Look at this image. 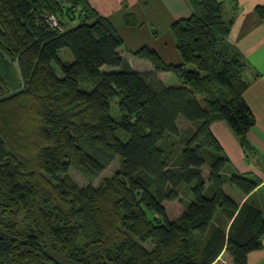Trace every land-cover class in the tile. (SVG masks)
<instances>
[{
  "label": "trees",
  "instance_id": "1",
  "mask_svg": "<svg viewBox=\"0 0 264 264\" xmlns=\"http://www.w3.org/2000/svg\"><path fill=\"white\" fill-rule=\"evenodd\" d=\"M191 3L171 25L183 64L144 47L134 57L153 69L139 72L87 0H0V264H247L262 248L264 206L224 190L247 196L259 182L231 168L211 131L224 122L249 155L247 64L227 44L223 3ZM115 160L96 187L68 175L95 180ZM183 189L169 220L164 204Z\"/></svg>",
  "mask_w": 264,
  "mask_h": 264
},
{
  "label": "crops",
  "instance_id": "2",
  "mask_svg": "<svg viewBox=\"0 0 264 264\" xmlns=\"http://www.w3.org/2000/svg\"><path fill=\"white\" fill-rule=\"evenodd\" d=\"M191 1L87 0V3L99 16L106 18L115 32L123 38V40L121 39L123 47L119 51L134 68V62L144 61L134 57L137 50L142 47L151 48L158 54L165 52V55L163 53L161 55L165 59H161L165 64H183L176 50L171 25L178 20L188 18L193 13ZM215 1L223 3V10L227 13L228 19L225 21L233 23L227 38L228 46L236 51L247 64L244 76L250 82V86L244 93L243 99L255 117V126L248 134L251 145L250 151L247 152L249 155L241 148L238 138L224 122L213 123L211 131L229 159L231 168L238 174L259 182L258 187L247 196L229 185H226L224 190L225 192L227 189L230 190V195L227 194L238 205L252 200L259 207H263L264 19L258 16L256 8L264 6V0ZM125 38L128 40L125 41ZM166 74L168 73L157 74V76ZM175 85L177 84L175 83ZM247 264H264V237L262 248L248 255Z\"/></svg>",
  "mask_w": 264,
  "mask_h": 264
},
{
  "label": "rangeland",
  "instance_id": "3",
  "mask_svg": "<svg viewBox=\"0 0 264 264\" xmlns=\"http://www.w3.org/2000/svg\"><path fill=\"white\" fill-rule=\"evenodd\" d=\"M223 18L224 20L227 19V13L225 12V10H223ZM228 20V19H227ZM119 36V34H117ZM120 37V36H119ZM121 38V37H120ZM123 40V38H121ZM128 38H125V41H127ZM143 48V47H142ZM148 48V47H147ZM141 49V48H139ZM138 49V50H139ZM151 49V48H149ZM137 50V51H138ZM63 52H66V51H61V55H64ZM162 53L165 55V52H159L158 56L163 59V57H161ZM178 53V52H177ZM65 58H67V54L64 55ZM63 56V57H64ZM69 60H72L71 56L69 55ZM140 60V59H139ZM165 60V59H163ZM162 60V61H163ZM135 61V60H133ZM133 69L137 70V71H140V72H151L152 71V65L148 62H145V61H142V62H134L133 63ZM167 64V63H166ZM167 65H174L176 66V64H167ZM104 69L106 70H109L108 68L104 67ZM189 69H193L192 66H189ZM158 79L160 81H164L166 83V86L167 87H172V86H175V83L176 84H179L178 83V79H176L173 75L171 74H166V75H159L157 76ZM85 88V87H84ZM113 105V110L114 111H118L117 108H116V102L112 104ZM187 127V123L183 122V121H180L179 124H178V130L179 131H183L185 128ZM118 137L123 140V134L122 133H118ZM118 160H115L113 161L95 180H88L87 178H85L81 172L75 168V167H72L70 170H69V177L79 186V187H87L88 185H91L93 187H96L98 186V184L104 180V179H107V178H111L113 177L116 172L118 171ZM208 174V170L207 168H204V176L206 177ZM236 190V189H235ZM230 190H226V193H228L230 195ZM188 199L187 197V192L183 189L181 191V201H174V202H170V203H166L164 204V207H165V212H166V215H167V218L169 220H176L182 213L183 211V201H186ZM218 264H230V259L227 257V256H222V258L220 259V262Z\"/></svg>",
  "mask_w": 264,
  "mask_h": 264
},
{
  "label": "built area",
  "instance_id": "4",
  "mask_svg": "<svg viewBox=\"0 0 264 264\" xmlns=\"http://www.w3.org/2000/svg\"><path fill=\"white\" fill-rule=\"evenodd\" d=\"M49 21H50L52 27H57V23L53 17H51Z\"/></svg>",
  "mask_w": 264,
  "mask_h": 264
}]
</instances>
